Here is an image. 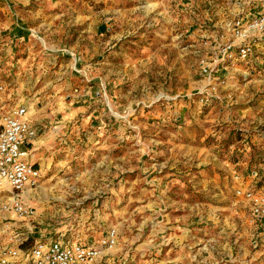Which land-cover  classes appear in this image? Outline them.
Segmentation results:
<instances>
[{
    "label": "rangeland",
    "instance_id": "obj_1",
    "mask_svg": "<svg viewBox=\"0 0 264 264\" xmlns=\"http://www.w3.org/2000/svg\"><path fill=\"white\" fill-rule=\"evenodd\" d=\"M179 2L0 0V80L8 100L30 105L45 142L33 155L43 158L40 184L23 193L37 211L26 222L34 237L48 232L89 243L112 224L119 239L106 259L115 257L119 246L137 249L141 227L154 225L157 212L137 207L149 198L140 191L173 189L179 192L162 198L190 200L193 225L209 227L210 238L190 251H232L239 262L247 255L250 214L232 189L234 167L214 166L212 149L199 148L213 142L215 154L236 158L232 150L243 133L264 128V74L257 83L247 81L240 65L221 72L227 81L218 93L226 99L202 106L195 93L209 83L200 69L207 49L204 39L186 32L188 15ZM187 97L199 104L194 115L182 104ZM222 107L228 117H221ZM213 122L236 128L218 139L204 137ZM200 214L207 223L197 222ZM83 221L94 226L92 233L79 230Z\"/></svg>",
    "mask_w": 264,
    "mask_h": 264
},
{
    "label": "built area",
    "instance_id": "obj_2",
    "mask_svg": "<svg viewBox=\"0 0 264 264\" xmlns=\"http://www.w3.org/2000/svg\"><path fill=\"white\" fill-rule=\"evenodd\" d=\"M232 5L238 11L226 21L225 30L214 42L206 35L216 29L213 18L202 23L208 26L202 32L207 54L200 60V69L209 83L195 94L205 108L226 99L218 93L217 86L227 81L221 72H229L263 53L264 74V0H225L226 9ZM223 36L227 38L221 40ZM7 96V87L0 80V233L4 237L0 264H115L112 258H106L118 244L116 227H108L99 239L89 243L62 234L47 236L48 232L44 238L33 236L26 222L35 220L37 211L25 201L23 193L37 187L42 178V168L33 160L40 129L30 114V105L18 99L12 103ZM246 142L247 137H243L238 141L240 147L233 145L236 160L231 177L235 197L249 211L253 247L258 248L264 245V158L254 169L243 168L241 153Z\"/></svg>",
    "mask_w": 264,
    "mask_h": 264
},
{
    "label": "crops",
    "instance_id": "obj_3",
    "mask_svg": "<svg viewBox=\"0 0 264 264\" xmlns=\"http://www.w3.org/2000/svg\"><path fill=\"white\" fill-rule=\"evenodd\" d=\"M179 4L183 9V12L188 15L186 24H185V30L187 33H191L196 35L197 40L200 41L202 38V32L208 27L203 22L208 21L207 19L210 18V16L213 18V22L215 24V31L212 33L206 34L207 37H210L212 42L215 41L217 37H220L219 34L221 33L222 29L225 30V23L226 21L236 14L238 9L236 8V5H232L231 9L224 6L225 0H179ZM214 9V10H212ZM198 11L199 14L197 15V18H194L195 11ZM189 13V14H188ZM211 29V28H210ZM227 37L223 36L224 40ZM264 52V51H263ZM263 54V53H261ZM259 54L253 59L249 60L248 62H245L240 65V72L242 74L249 72V78L247 81L249 82H262V73H261V66L263 62L262 55ZM260 76L261 78H259ZM245 77H248L245 75ZM264 81V80H263ZM193 93V92H192ZM192 93H186L185 95H191ZM194 94V93H193ZM189 95V96H190ZM184 106H186V112L190 110L192 112V115L199 110V104L196 102V99L187 97L186 102L182 103ZM192 108V109H191ZM223 110L222 118L228 117L229 113H225V109L223 107L220 109V111ZM244 111V110H243ZM216 113L213 114V118L211 119L216 120L217 119ZM220 118L219 120H222ZM219 124V123H218ZM221 124V122H220ZM217 126V124H216ZM214 125V122L211 124L210 127L206 128V132L204 137H207L209 134H213L212 138L218 139L222 135L227 136L229 130H234L236 127H216ZM259 126H253L250 127V129H247V133H243L245 135L244 137H247L246 144L243 145L244 152L241 153L243 156L242 158V167L243 168H250L254 169L256 164L261 161L262 158H264V128H258ZM264 127V126H263ZM231 128V129H230ZM234 128V129H233ZM232 130L230 131V134L232 133ZM235 133V132H233ZM39 137V136H38ZM36 139L35 142V151L39 150V148L42 146V144H45V142L42 140V138ZM214 138V139H215ZM213 139V140H214ZM212 140V141H213ZM221 140V139H220ZM240 141V140H238ZM237 141V143H238ZM235 143V142H234ZM234 143L232 145H234ZM199 148V147H198ZM212 149V155L213 157L209 160L214 164V166H219L222 162L224 163L223 167L228 169H231L233 165V162L230 163L228 160H223L224 158L231 159L232 161H235L236 158H233L229 155H226L224 158L220 154H215V144H212L210 146H204L199 149ZM38 153V152H37ZM231 153V152H230ZM39 155V154H36ZM255 156V157H254ZM257 157V159H256ZM258 157H260L258 159ZM255 159V161H253ZM34 160V159H33ZM42 160L43 158L39 157L35 158V162L38 166H42ZM42 168V167H41ZM230 177L232 176V171L229 170ZM215 173H218L215 171ZM232 178V177H231ZM234 182L232 181V189L234 191ZM169 192H179L177 190L173 189H161V188H153V189H147L144 191H140V195H143L145 197H149L147 200L140 201L137 205L139 208V211H145L149 209H153L156 211V215L153 216L154 218V225L150 227V229H144V227H140L141 230L138 232L139 235H142V237H139L140 243L138 244L137 249L133 247L126 248V247H120L115 250L116 255H113L115 257H110L113 259V261H116L115 258L118 259V262L121 264L123 259L129 260L130 263L133 264H141L143 261H150L151 264H241V262H248L246 264H264V245H262L254 254L252 253L254 250L253 242H252V230L253 226L248 224V235L246 232L245 242L248 247L245 248V257L244 255L241 257L239 261L236 259V256H234L233 252L230 251L226 253L227 255H217L214 256L212 254L210 255H203L202 253L194 252L193 250L190 251L188 247L197 245L200 242H204V240L209 239L210 235L205 236L209 228L206 224L195 227L193 224L195 223L192 218V212H190L188 209L192 204H188L190 200L188 199H166L162 198L164 196H168ZM180 192H184L183 190H180ZM219 192L221 196V191H215ZM25 196H29V193L27 194V191L25 192ZM154 198H150V197ZM202 204V203H201ZM150 213V212H149ZM152 213V212H151ZM150 213V214H151ZM88 215L91 216L89 213ZM87 215V212L84 214L85 221L89 217ZM148 216V215H147ZM199 216L200 223H207L203 218ZM250 217V216H249ZM107 219V214L103 215V217L100 218V220ZM83 221V225L78 226L79 230L86 231L90 230V233H92V226L90 223H86ZM98 223V222H97ZM90 225V226H89ZM112 225V224H111ZM108 225L107 227H115L114 225ZM105 226V229L107 227ZM202 230V231H198ZM92 229V230H91ZM104 229V230H105ZM85 236V235H84ZM83 236V237H84ZM248 236V237H247ZM81 238V237H80ZM219 238V237H218ZM221 240V239H220ZM233 240L229 237L226 243L228 245H232ZM134 249V250H131ZM191 249H193L191 247ZM131 250V251H130ZM150 255L149 258L146 256ZM108 260V259H107ZM226 260V261H225Z\"/></svg>",
    "mask_w": 264,
    "mask_h": 264
}]
</instances>
